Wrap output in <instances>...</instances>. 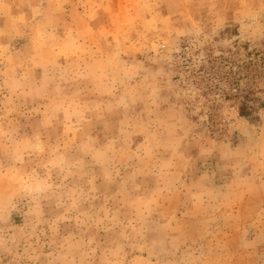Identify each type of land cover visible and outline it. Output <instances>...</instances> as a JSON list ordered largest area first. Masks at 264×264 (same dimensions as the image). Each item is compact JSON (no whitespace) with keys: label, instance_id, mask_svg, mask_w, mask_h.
I'll use <instances>...</instances> for the list:
<instances>
[{"label":"rangeland","instance_id":"rangeland-1","mask_svg":"<svg viewBox=\"0 0 264 264\" xmlns=\"http://www.w3.org/2000/svg\"><path fill=\"white\" fill-rule=\"evenodd\" d=\"M0 264H264V0H0Z\"/></svg>","mask_w":264,"mask_h":264}]
</instances>
